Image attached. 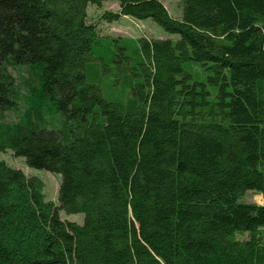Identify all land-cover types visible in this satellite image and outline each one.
Returning <instances> with one entry per match:
<instances>
[{"label": "trees", "instance_id": "trees-1", "mask_svg": "<svg viewBox=\"0 0 264 264\" xmlns=\"http://www.w3.org/2000/svg\"><path fill=\"white\" fill-rule=\"evenodd\" d=\"M108 1L177 38L96 53ZM7 151L60 182L0 160V264H264V0H0Z\"/></svg>", "mask_w": 264, "mask_h": 264}, {"label": "rangeland", "instance_id": "rangeland-1", "mask_svg": "<svg viewBox=\"0 0 264 264\" xmlns=\"http://www.w3.org/2000/svg\"><path fill=\"white\" fill-rule=\"evenodd\" d=\"M168 14L173 18L179 17L180 12V2L181 0H160ZM90 6V5H89ZM88 6V7H89ZM87 7L88 20L97 22V25L100 30V34L103 36H107L110 40L109 43H106L107 46L103 48H96V53H102L101 50H104L105 53H113L115 52L116 45L113 39L118 40L122 47H125L126 52L129 54H123L121 50V54L127 58H130L128 62L136 61L137 57V43L136 40L139 38H158V39H176L177 35H171L166 33L161 27L155 24L151 20L137 21L131 20L129 18H120L118 21H113L110 24H106L99 20V16L104 11L113 12L117 9V3L114 1L105 2L102 7ZM112 39V40H111ZM121 55V56H122ZM193 70L198 72V69L193 67ZM103 77L106 79H111L112 74L109 72H104L100 70ZM115 73H119L115 71ZM116 88V86H115ZM6 120L12 122L16 120L15 113L10 111L6 113ZM0 160L5 161L8 165L18 168L24 172V174L28 177L34 176L37 177L42 183V194L47 201H51L54 204L57 202V190L60 182V176L57 174H52L45 170H38L27 167L24 162V159L19 157L15 158L10 151L0 153ZM242 202L246 203H255L258 205H263L264 200L261 194L247 192L245 193L241 199ZM60 217L69 221H73L75 223H80L83 219L82 214H70L66 215L63 212H60Z\"/></svg>", "mask_w": 264, "mask_h": 264}]
</instances>
